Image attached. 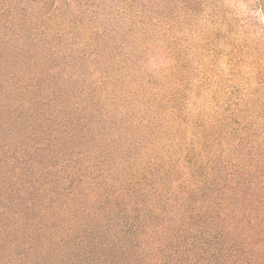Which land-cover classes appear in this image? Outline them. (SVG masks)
<instances>
[{
    "label": "trees",
    "instance_id": "1",
    "mask_svg": "<svg viewBox=\"0 0 264 264\" xmlns=\"http://www.w3.org/2000/svg\"><path fill=\"white\" fill-rule=\"evenodd\" d=\"M213 1L0 0V264H264V41L195 68Z\"/></svg>",
    "mask_w": 264,
    "mask_h": 264
},
{
    "label": "rangeland",
    "instance_id": "2",
    "mask_svg": "<svg viewBox=\"0 0 264 264\" xmlns=\"http://www.w3.org/2000/svg\"><path fill=\"white\" fill-rule=\"evenodd\" d=\"M209 5L201 24L206 37L199 41L201 48L197 52L198 64L202 66L195 68L203 71L205 67L209 77L216 79L219 75L226 81L239 65L246 77L257 55L255 51L264 41V5L260 0H214ZM214 27L218 31L208 34ZM233 53L237 55L234 61Z\"/></svg>",
    "mask_w": 264,
    "mask_h": 264
}]
</instances>
